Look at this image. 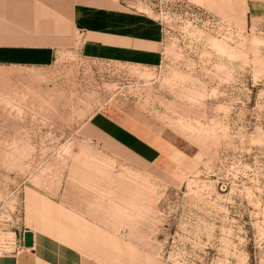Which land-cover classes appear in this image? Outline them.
Listing matches in <instances>:
<instances>
[{
    "label": "rangeland",
    "instance_id": "rangeland-1",
    "mask_svg": "<svg viewBox=\"0 0 264 264\" xmlns=\"http://www.w3.org/2000/svg\"><path fill=\"white\" fill-rule=\"evenodd\" d=\"M126 1L162 28L157 66L80 48L47 68L0 66V260L32 232L34 254L67 264H264V19ZM97 117L154 162L110 151Z\"/></svg>",
    "mask_w": 264,
    "mask_h": 264
},
{
    "label": "crops",
    "instance_id": "crops-1",
    "mask_svg": "<svg viewBox=\"0 0 264 264\" xmlns=\"http://www.w3.org/2000/svg\"><path fill=\"white\" fill-rule=\"evenodd\" d=\"M196 1L232 9L247 21L264 19V0ZM78 48L90 59L154 67L162 60L164 40L153 16L126 0H0V66L47 68ZM90 127L115 154L142 166L154 162L155 149L113 119L97 117ZM36 246L34 235L33 248L0 264H67L63 257L34 254Z\"/></svg>",
    "mask_w": 264,
    "mask_h": 264
},
{
    "label": "water",
    "instance_id": "water-1",
    "mask_svg": "<svg viewBox=\"0 0 264 264\" xmlns=\"http://www.w3.org/2000/svg\"><path fill=\"white\" fill-rule=\"evenodd\" d=\"M24 246L28 249L34 247V234L32 232L25 233Z\"/></svg>",
    "mask_w": 264,
    "mask_h": 264
}]
</instances>
